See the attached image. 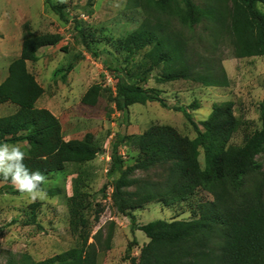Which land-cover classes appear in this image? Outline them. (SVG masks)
I'll return each instance as SVG.
<instances>
[{
    "label": "trees",
    "instance_id": "trees-1",
    "mask_svg": "<svg viewBox=\"0 0 264 264\" xmlns=\"http://www.w3.org/2000/svg\"><path fill=\"white\" fill-rule=\"evenodd\" d=\"M45 2L62 20L67 19L64 3ZM206 2L202 8L193 0H129V6L141 9L144 18L138 28L115 43L119 51L129 56L146 51L134 67H114L117 82L112 100L117 109L126 111L133 104L152 101L168 107L159 89L145 88L140 83L161 65L163 72L156 76L160 83L188 79L207 86L229 85L223 65L189 49L184 31L173 27L174 19L182 27L210 19L221 33L233 35L237 57L264 56V10H257V4L264 5V0ZM88 4L94 5V0ZM79 32L80 42L90 48L88 34ZM61 39L58 32L27 34L20 55L10 62L8 74L0 82V104L16 107L13 113L0 116V142L26 140L25 165L46 177L65 170L69 163L93 160L101 151L91 132L83 138L66 139L60 118L49 108L37 105L45 89L29 70L28 62L38 59L39 48L55 45ZM104 91L114 92L100 83L91 85L82 96V103L96 105ZM198 107V101L174 106L194 126L195 138L183 135L173 125L155 123L113 144L112 169L120 173L112 182L113 196L118 209L130 218L132 232L142 230L149 238L138 256L130 255L137 240L128 244L126 258L131 264H264V162L258 157L264 154V98L259 105L262 127L247 135L243 144L231 142L240 126L233 101L215 104L201 122L203 129L188 111ZM122 142L137 150L134 163L127 164L120 153ZM157 164L169 166L163 180L146 181L132 176L136 169L147 170ZM8 184V191L19 193L10 182L0 183V193ZM83 185L77 177L70 203L76 224L81 226L86 224L81 214ZM132 186H136L133 191L129 189ZM56 190L50 188L48 192L55 195L59 193ZM199 190L209 192L212 198L196 202L190 218L138 223L134 211L143 209L145 204L156 201L172 207L188 201ZM40 204L35 201L29 205V222H37ZM82 236L81 245L34 264H98L97 245L88 243V235Z\"/></svg>",
    "mask_w": 264,
    "mask_h": 264
},
{
    "label": "rangeland",
    "instance_id": "rangeland-1",
    "mask_svg": "<svg viewBox=\"0 0 264 264\" xmlns=\"http://www.w3.org/2000/svg\"><path fill=\"white\" fill-rule=\"evenodd\" d=\"M54 1L66 5V20L45 0H0V82L7 76L10 62L20 55L27 34L60 33L62 39L57 44L39 48L38 59L28 62L29 70L45 89L37 105L49 108L60 118L66 139L83 138L91 132L101 145V151L93 160L69 163L65 170L46 177L44 198L37 200L41 203L37 222L28 221L29 205L33 201L26 195L8 191L9 184L5 186V191L0 193V264H34L46 260L81 245L82 235H88V243L97 245L98 264H131L126 258L128 244L137 240L130 255L138 256L149 238L142 230L132 232L130 218L118 209L113 196L112 182L120 175L112 169L114 142L125 135L141 133L155 123L173 125L183 135L195 138L194 126L181 111L174 109L175 105L198 101L199 107L188 108V111L203 129L201 122L215 104L233 101L240 126L231 142L243 144L247 135L262 127L259 105L264 98V56L237 57L233 35L221 33L210 19L203 18L192 27H182L174 19L173 27L184 31L189 49L203 59L223 65L229 85L207 86L188 79L160 83L156 76L163 72L161 65L148 80L140 83L145 88L159 89L169 106L152 101L133 104L126 111L119 110L112 100L117 82V72L113 69L117 65L122 69L134 67L146 50L129 56L118 50L115 41L138 28L144 12L130 7L129 0H94L92 6L89 0ZM193 1L202 8L207 3V0ZM260 5L264 9V5ZM79 30L88 34L90 48L80 42ZM95 83L114 92L104 91L94 106L82 103V96ZM15 110L11 103L0 104V116ZM9 144L28 149L26 140ZM119 150L127 164L135 162L138 152L134 147L122 142ZM200 150L203 163V149ZM258 157L264 162V154ZM168 169V164H157L147 170L136 169L132 176L159 181L167 176ZM77 177L84 183L81 214L86 219L85 226L76 224L71 213V196ZM50 188L58 189L59 193L49 194ZM129 189L133 191L136 186ZM209 198H212L209 192L199 190L188 201L172 207L153 201L134 213L141 224L159 218L188 219L192 206Z\"/></svg>",
    "mask_w": 264,
    "mask_h": 264
},
{
    "label": "clouds",
    "instance_id": "clouds-1",
    "mask_svg": "<svg viewBox=\"0 0 264 264\" xmlns=\"http://www.w3.org/2000/svg\"><path fill=\"white\" fill-rule=\"evenodd\" d=\"M257 10H264L259 3ZM26 158L27 154L20 146L9 144L6 139L0 142V183L10 182L20 194L26 195L33 202L42 200L47 178L39 170L30 171L24 163Z\"/></svg>",
    "mask_w": 264,
    "mask_h": 264
}]
</instances>
